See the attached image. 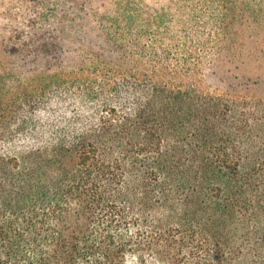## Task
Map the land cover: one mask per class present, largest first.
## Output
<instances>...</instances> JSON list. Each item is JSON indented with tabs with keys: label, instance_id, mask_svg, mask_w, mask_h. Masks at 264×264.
<instances>
[{
	"label": "trees",
	"instance_id": "trees-1",
	"mask_svg": "<svg viewBox=\"0 0 264 264\" xmlns=\"http://www.w3.org/2000/svg\"><path fill=\"white\" fill-rule=\"evenodd\" d=\"M0 264H264V0H0Z\"/></svg>",
	"mask_w": 264,
	"mask_h": 264
}]
</instances>
